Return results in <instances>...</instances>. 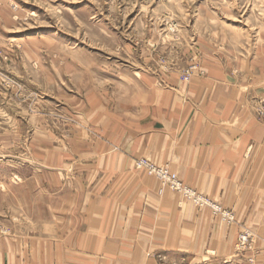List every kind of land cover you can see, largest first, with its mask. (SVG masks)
<instances>
[{
    "label": "crops",
    "instance_id": "obj_1",
    "mask_svg": "<svg viewBox=\"0 0 264 264\" xmlns=\"http://www.w3.org/2000/svg\"><path fill=\"white\" fill-rule=\"evenodd\" d=\"M10 1L0 0V29L12 24ZM192 57L199 73L183 82ZM82 59L63 58L59 76L49 73L59 95L44 106L71 122L30 118L29 154L9 155L0 169V220L9 230L0 264H159L158 253L195 264L235 260L233 226L133 162L167 166L262 236L261 216L251 214L264 210V122L251 111L264 100V45L136 53L117 70L83 69ZM1 114L13 123L0 130L13 129V143L24 145L21 108Z\"/></svg>",
    "mask_w": 264,
    "mask_h": 264
},
{
    "label": "rangeland",
    "instance_id": "obj_2",
    "mask_svg": "<svg viewBox=\"0 0 264 264\" xmlns=\"http://www.w3.org/2000/svg\"><path fill=\"white\" fill-rule=\"evenodd\" d=\"M8 3L12 24L0 29L5 32L0 39V108L20 107L26 126L18 130L21 135L18 140L24 145L13 143V129L0 130V169L9 155L29 154L30 137L26 136L31 133L30 118H34V125L39 117L43 123L71 122L58 109L44 106L59 95L54 90L57 87L54 79H48L49 73L56 72L59 76L57 71L65 66L63 58L83 57V62H79L83 69L117 70L130 65L136 53L264 45V0H11ZM159 58L160 71L166 73L168 60L164 55ZM24 73L33 75L28 83ZM198 73L197 59L192 57L180 70V79L188 82ZM251 113L257 121L264 122V100L252 105ZM3 114L0 123L11 125L12 115ZM137 161L150 163L149 160L135 159L133 166L156 179L138 167ZM186 201L196 208L211 209ZM212 203L221 211H210L213 218L236 230L231 249L235 260L224 264H264V226L262 236H258L254 228L239 224L234 210ZM222 212L232 218H223ZM259 215L264 223V210L252 212L251 217L258 221ZM7 234L9 230L0 220V239ZM158 254L163 256L161 259H167H157L159 264H195L188 255Z\"/></svg>",
    "mask_w": 264,
    "mask_h": 264
},
{
    "label": "built area",
    "instance_id": "obj_3",
    "mask_svg": "<svg viewBox=\"0 0 264 264\" xmlns=\"http://www.w3.org/2000/svg\"><path fill=\"white\" fill-rule=\"evenodd\" d=\"M136 165L138 167L144 168L145 170H147L149 173H152L159 181H161L162 185L164 187H169V189L181 194L182 196H184L187 200H194L196 198L197 200V207H210L212 211L214 212H221L220 211V207L213 204L212 201H210L207 197L194 192L192 189H190L189 187H185L184 185H182L181 181L178 180L177 176L175 174H173L172 172H170V170L166 167L165 168H161V167H156L155 165H152L151 163L145 162V161H137ZM226 212H222V216L224 218V216L228 219L232 218V217H228V214H225ZM163 258V256H161L160 254H157L155 256V259H160L162 261H167L166 258Z\"/></svg>",
    "mask_w": 264,
    "mask_h": 264
},
{
    "label": "bare ground",
    "instance_id": "obj_4",
    "mask_svg": "<svg viewBox=\"0 0 264 264\" xmlns=\"http://www.w3.org/2000/svg\"><path fill=\"white\" fill-rule=\"evenodd\" d=\"M150 163L152 164V165H154L151 161H150ZM156 167H161V166H157V165H155ZM167 167V166H166ZM166 167H161V168H165L166 169ZM169 169V168H168ZM170 170V169H169ZM170 172H172L173 174H175L173 171H171L170 170ZM176 175V174H175ZM177 176V175H176ZM178 178V177H177ZM157 179V178H156ZM158 180V179H157ZM179 180V179H178ZM159 181V180H158ZM160 182V184L162 185V183H161V181H159ZM181 183H182V185L181 186H185V187H187L188 188V186L186 185V184H184L182 181H181ZM162 188H166V187H164L163 185H162ZM167 188H169V187H167ZM192 189V188H191ZM171 190V189H170ZM193 190V189H192ZM172 191V190H171ZM194 192H196L195 190H193ZM197 193V192H196ZM199 193V192H198ZM200 194V193H199ZM202 195V194H201ZM204 196V195H203ZM186 199V198H185ZM187 200V199H186ZM189 201H191V202H193L196 206H197V200H196V198L194 199V200H189ZM210 211H212L211 209H210Z\"/></svg>",
    "mask_w": 264,
    "mask_h": 264
}]
</instances>
